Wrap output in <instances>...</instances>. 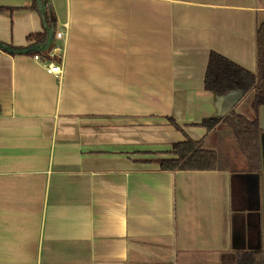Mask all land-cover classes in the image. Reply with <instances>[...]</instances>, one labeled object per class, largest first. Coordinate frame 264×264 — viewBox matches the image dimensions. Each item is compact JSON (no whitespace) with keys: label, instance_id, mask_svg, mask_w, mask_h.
I'll use <instances>...</instances> for the list:
<instances>
[{"label":"crops","instance_id":"obj_1","mask_svg":"<svg viewBox=\"0 0 264 264\" xmlns=\"http://www.w3.org/2000/svg\"><path fill=\"white\" fill-rule=\"evenodd\" d=\"M28 2L0 0L1 41L25 46L42 30ZM49 6L66 31L60 78L0 49V264H235L257 248L252 176L144 160L186 137L225 138L226 125H199L239 97L205 89L208 56L256 73L264 0ZM253 94L232 108L254 118Z\"/></svg>","mask_w":264,"mask_h":264},{"label":"trees","instance_id":"obj_2","mask_svg":"<svg viewBox=\"0 0 264 264\" xmlns=\"http://www.w3.org/2000/svg\"><path fill=\"white\" fill-rule=\"evenodd\" d=\"M27 8L35 10L41 19L42 30L28 34L25 46H16L0 40V49L15 54L50 56L54 46L56 16L49 6V0H29ZM257 72H251L227 57L211 51L204 74V87L207 91L221 96L232 91H240L246 95L254 91L252 108L258 113L264 105V19L257 27ZM60 60L59 57H54ZM174 127H181L169 120ZM224 124L227 131L225 139L230 142L232 157L224 166L235 172L252 173L261 169V143L264 141V127L258 117L249 119L233 110L219 119L204 118L199 125L207 132H216L218 126ZM264 125V124H263ZM204 138L194 140L186 137L182 141L173 142L167 151L168 156L149 158L144 161H155L159 169L164 171H212L222 165L215 149L204 147ZM154 153L147 152L146 154ZM223 166V165H222ZM235 264H264V249H241L235 251Z\"/></svg>","mask_w":264,"mask_h":264},{"label":"water","instance_id":"obj_3","mask_svg":"<svg viewBox=\"0 0 264 264\" xmlns=\"http://www.w3.org/2000/svg\"><path fill=\"white\" fill-rule=\"evenodd\" d=\"M227 94L228 93H225L221 96H227ZM238 95H239V97L231 102V104H230L231 109L226 110L222 115L217 116V118H219V119L223 118L224 116L229 114L232 110L236 113H239V112L235 111L234 108H232V107H234V105L238 101H240L245 95L240 91H238ZM253 100H254V98H253ZM253 100H252V103H253ZM263 106H261L259 108L258 113H255L253 108H252V111L254 113V118L258 117V119H262L263 120L262 122L264 123V112H263V114H260L261 108ZM239 114H241V113H239ZM247 118H249V117H247ZM259 122H260V120H259ZM261 126L264 127V125H261ZM218 167H221V165L219 164ZM243 173H245V172H243ZM245 174L249 175V177L252 176L254 178V181H253L254 185L252 187H253V191H254V195H255L254 196L255 197V211L257 213V218H258V222H257L258 232H257V234H258L259 246L257 248H253V249H260L261 248L260 242L262 239L261 235H263V237H264V199H263L264 198V193H263L264 192V190H263V186H264V141H262V143H261V169L257 172H252V173L250 172V173H245ZM234 255H235V252H234Z\"/></svg>","mask_w":264,"mask_h":264},{"label":"built area","instance_id":"obj_4","mask_svg":"<svg viewBox=\"0 0 264 264\" xmlns=\"http://www.w3.org/2000/svg\"><path fill=\"white\" fill-rule=\"evenodd\" d=\"M65 35H66V31L64 29H60L56 31L55 38L62 39L65 37ZM61 50H62V47L57 44L53 46L49 57L47 56L40 57L39 55L34 56L36 59L43 62L48 72L54 74L58 78L61 77L62 67H61L60 61L56 60L54 57L55 56L58 57L57 54H59Z\"/></svg>","mask_w":264,"mask_h":264},{"label":"rangeland","instance_id":"obj_5","mask_svg":"<svg viewBox=\"0 0 264 264\" xmlns=\"http://www.w3.org/2000/svg\"><path fill=\"white\" fill-rule=\"evenodd\" d=\"M254 96H255V93L253 94V98H254ZM219 136H220L219 133H213L211 138L209 140H207L208 142H206L204 144V147L207 149L217 150L219 157H220V162L222 165H224L225 163H222V162L228 161L230 149L228 148L227 145H225L226 140L223 139L221 142H219V138H220Z\"/></svg>","mask_w":264,"mask_h":264},{"label":"flooded vegetation","instance_id":"obj_6","mask_svg":"<svg viewBox=\"0 0 264 264\" xmlns=\"http://www.w3.org/2000/svg\"><path fill=\"white\" fill-rule=\"evenodd\" d=\"M224 140H226V141H225V145L228 146V148L230 149V154H231L232 150H231V146H230V144H229L230 142L228 143V140L225 139V138H224ZM230 154H229V157H230ZM229 157H228V159H231V158H229ZM226 162H227V161H223L222 163H225V164H226ZM263 199H264V198H263ZM260 249H264V248L262 247V248H260Z\"/></svg>","mask_w":264,"mask_h":264}]
</instances>
